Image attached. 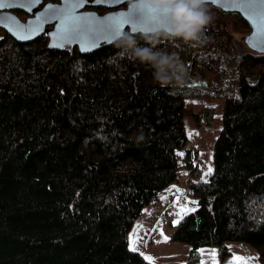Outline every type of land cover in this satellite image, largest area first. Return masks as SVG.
<instances>
[{"label": "trees", "instance_id": "obj_1", "mask_svg": "<svg viewBox=\"0 0 264 264\" xmlns=\"http://www.w3.org/2000/svg\"><path fill=\"white\" fill-rule=\"evenodd\" d=\"M206 7L201 43L159 45L186 65L179 86H161L113 44L81 55L50 50L45 34L21 44L0 30V264H148L128 233L179 184L184 117L211 122L188 98L222 100V128L208 179L196 151L183 154L184 184L166 196L197 206L172 241L191 247L186 264L226 242L251 246L264 264V55L245 42L239 14Z\"/></svg>", "mask_w": 264, "mask_h": 264}, {"label": "rangeland", "instance_id": "obj_2", "mask_svg": "<svg viewBox=\"0 0 264 264\" xmlns=\"http://www.w3.org/2000/svg\"><path fill=\"white\" fill-rule=\"evenodd\" d=\"M237 36L234 35L235 38ZM186 102L193 114L207 113L211 122L209 125H205L203 122L197 124L192 115L184 117V128L188 136V144L183 149L176 151L180 165L178 169L180 180L178 182L181 187L179 189L184 184L182 175L186 173V170L182 167V157L187 148L197 153L195 162L201 170L200 179L203 181L208 179L213 170L215 141L222 128V100L188 98ZM209 169H211V172H209ZM179 184L174 183L160 193L159 202L146 207L142 217L134 223L128 233V242L132 250L141 254L144 258L151 257V263L153 264H186L191 249L189 245L172 241V235L179 223L188 212L194 210L197 206L196 201L188 196L182 200L178 199L179 201L166 196L168 191L172 193L173 189H178ZM181 209H187L188 211L181 215L179 214ZM177 221L178 223H176ZM130 241H135L134 249ZM213 252L216 253L215 264H232L233 257L237 256L251 258L249 264H260L257 252L251 246L239 242H226L221 248V252L216 247L200 248V264H213L211 257Z\"/></svg>", "mask_w": 264, "mask_h": 264}, {"label": "clouds", "instance_id": "obj_3", "mask_svg": "<svg viewBox=\"0 0 264 264\" xmlns=\"http://www.w3.org/2000/svg\"><path fill=\"white\" fill-rule=\"evenodd\" d=\"M137 8L157 17L159 22L148 24L142 31L121 32L112 44L120 55L138 61L153 73L161 86H179L188 71L175 52L159 47L164 40L182 41L191 47L202 42L206 27L212 22L204 0H130L128 10Z\"/></svg>", "mask_w": 264, "mask_h": 264}, {"label": "water", "instance_id": "obj_4", "mask_svg": "<svg viewBox=\"0 0 264 264\" xmlns=\"http://www.w3.org/2000/svg\"><path fill=\"white\" fill-rule=\"evenodd\" d=\"M5 3H11L13 7L10 8H3L0 9V29L5 31L10 37H12L16 42L21 44H31L36 41L40 36L46 35L48 37V48L50 50L62 51L67 47L77 48L81 55H88L91 54L101 46H110L112 45V41L116 38H112L111 42L101 41L100 46L98 48L92 49L91 51L86 50L87 46L84 40L77 42L75 39L65 40L60 38V28L71 29L75 24L76 21L68 20L65 21L64 24H60L59 21L56 20H49L47 23L42 24V29L39 31L38 34L33 35V39L22 41L17 39V29L23 28L26 32L30 31L31 29L35 28L38 24L42 23V20L50 15L49 12H46L45 9L51 6V8H61L67 7V4L59 0L57 3L46 2L44 3L43 0H40V3L34 7L29 9L28 0H3ZM130 0H107V3L96 4L93 0H88L87 3L84 4L82 8H80L77 12V15H83L87 17L91 21H100V22H110L113 20H119L125 17L126 14L129 13L128 4ZM127 4V5H126ZM19 5H24V7H20ZM126 5L125 7H122ZM205 5H212L214 8L221 10L224 13H235L239 14L241 18L249 25L250 33L245 38V42L248 46L259 52L260 54L264 55V51H259L255 48L256 44V28L254 27V22L247 16L245 12L241 10L237 3H233V0H206ZM86 7L95 8V7H103L108 10L105 14H99L93 9H85ZM262 10H264V5L261 6ZM13 11H20L26 14L28 17L26 20L21 21L17 15L13 13ZM41 16V20H37V15ZM4 17H11V21H4ZM135 23V17H133V24ZM133 24H125L121 30L130 31L132 33H138L140 31H136V26ZM150 24V23H149ZM147 26V25H146ZM145 26V27H146ZM95 27V24L93 25ZM87 39V37H85ZM85 49L82 51L81 49ZM194 85H204V83H196Z\"/></svg>", "mask_w": 264, "mask_h": 264}, {"label": "snow or ice", "instance_id": "obj_5", "mask_svg": "<svg viewBox=\"0 0 264 264\" xmlns=\"http://www.w3.org/2000/svg\"><path fill=\"white\" fill-rule=\"evenodd\" d=\"M62 2L67 4V7L61 8H51L49 6L45 9L46 12H49L50 15L42 20L41 24H38L35 28L30 31H25L23 28H18L17 39L26 41L33 39L34 34H38L42 29V24L47 23L49 20L59 21L60 24H64L65 21L73 20L76 21V24L69 30L66 28H60V38L65 40L75 39L77 42L84 40L88 51L98 48L100 42L103 40L110 43L112 38L118 37L121 33V30L125 24H133V17H135L136 31H142L146 25L149 23L159 22L158 18L153 16L150 13H147L145 10L137 8L134 11H129L124 18L119 20H113L110 22H100V21H91L83 15H77V12L80 8L84 6L88 0H62ZM96 4L107 3V0H93ZM206 0H204V3ZM29 9L36 7L40 0H28ZM233 3H237L241 10L247 14V16L254 22V27L256 28V44L255 48L259 51H264V10L261 6L264 5V0H233ZM24 7V5H19ZM13 7L11 3H5L3 0H0V9ZM37 20H41V16L38 14L36 16ZM4 21H11V17H4ZM95 24V27L93 25ZM87 37V39H85ZM84 51L85 49H81ZM211 172V169H209ZM188 210L181 209V215L185 214ZM178 223V221L176 222ZM166 240V238H165ZM133 246L135 241H130ZM215 255L216 253H211L213 259V264H215ZM148 261V264H151V257H145ZM251 258H242V257H233L232 264H249Z\"/></svg>", "mask_w": 264, "mask_h": 264}, {"label": "flooded vegetation", "instance_id": "obj_6", "mask_svg": "<svg viewBox=\"0 0 264 264\" xmlns=\"http://www.w3.org/2000/svg\"><path fill=\"white\" fill-rule=\"evenodd\" d=\"M13 13H15V11H13ZM15 15H16V14H15ZM25 15H26V14H25ZM27 17H28V16H27ZM26 19H27V18H26ZM26 19H25V20H26ZM21 21H22V20H21ZM0 30H1V29H0Z\"/></svg>", "mask_w": 264, "mask_h": 264}]
</instances>
